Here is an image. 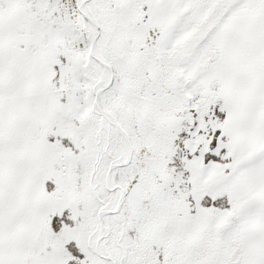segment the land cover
I'll return each mask as SVG.
<instances>
[{"label":"snow or ice","instance_id":"obj_1","mask_svg":"<svg viewBox=\"0 0 264 264\" xmlns=\"http://www.w3.org/2000/svg\"><path fill=\"white\" fill-rule=\"evenodd\" d=\"M0 264H264V0H0Z\"/></svg>","mask_w":264,"mask_h":264}]
</instances>
